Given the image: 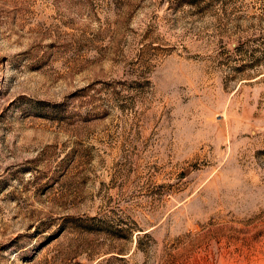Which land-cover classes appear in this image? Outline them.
I'll return each instance as SVG.
<instances>
[{
  "label": "rangeland",
  "instance_id": "1",
  "mask_svg": "<svg viewBox=\"0 0 264 264\" xmlns=\"http://www.w3.org/2000/svg\"><path fill=\"white\" fill-rule=\"evenodd\" d=\"M0 264H264V0H0Z\"/></svg>",
  "mask_w": 264,
  "mask_h": 264
}]
</instances>
